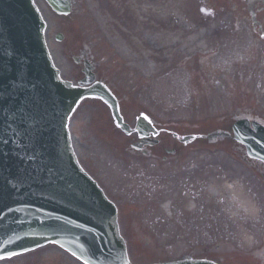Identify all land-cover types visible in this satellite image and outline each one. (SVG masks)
Segmentation results:
<instances>
[{"label":"water","instance_id":"95a60500","mask_svg":"<svg viewBox=\"0 0 264 264\" xmlns=\"http://www.w3.org/2000/svg\"><path fill=\"white\" fill-rule=\"evenodd\" d=\"M49 2L69 12L70 0ZM44 28L32 0H0V254L56 243L89 264H127L115 210L70 153L66 129L82 97L105 98L119 117L116 101L100 86L74 89L59 79ZM102 224L113 233L86 229Z\"/></svg>","mask_w":264,"mask_h":264},{"label":"rangeland","instance_id":"374dc122","mask_svg":"<svg viewBox=\"0 0 264 264\" xmlns=\"http://www.w3.org/2000/svg\"><path fill=\"white\" fill-rule=\"evenodd\" d=\"M36 1L47 21V39L53 55L57 57V65L62 70L64 77L69 79L73 71H75L73 64L69 60L70 56L72 59L80 53H88L94 61L100 76L105 81H108L107 78H109L112 82L109 84L115 85L120 96L124 94L122 97L126 99L127 103L129 98L126 95L128 94V96L132 97L129 104L134 106V108L131 110L130 118L133 117L137 110L146 109L155 113V116L159 119L171 116L169 118L176 121H188L174 122V129L178 131L204 135L217 130L223 125L214 119V117L221 115L222 112H228L234 108L247 107L249 104L256 103L257 101H260L261 106L264 108V98L262 97L264 90L255 91L259 89L258 84L262 83L264 86V67H260L259 70H253L250 73V82L248 81V75H242V78L239 76L235 90H224V95L220 99L211 94V87L203 88L201 85V87L195 85V80L190 79L192 72L185 68L192 56L201 53L199 49L197 54H193V49H196L201 39L191 48L183 49V47H179L180 50H178L174 57L173 53H169L167 60H164L160 65V70L152 75L136 67V63H133L131 59L122 57L120 55L122 54L121 49L116 41L110 46L112 48H108L102 32L105 27L109 29L112 23L117 24V19L112 17L113 14L111 13L110 15L109 12L122 6L124 4L122 0H75L76 6L73 16L67 19L56 16L43 0ZM150 1L151 3H155L156 6L187 5L184 12H179L177 17L181 14V18L187 20L186 22L190 24L188 26L189 29L191 28L196 32L184 35L181 39L188 42L198 35V22L206 19L212 25V31L215 32L213 37H215L204 41L210 48H216L217 50H222L220 46H217V39H225L224 41L227 40V43L230 44L233 34L225 30L226 26L216 30V32L215 29H217V24L220 22L216 24L214 18H219V21L231 18L232 22L234 17L233 11L229 9L230 6L237 5L239 15L243 14V12L245 15L250 12L244 9L242 2L237 0L232 1L233 3H227L228 0H224V2L215 0L216 2L206 3L207 5L202 4L200 0H127V4L131 2L132 6H153V4H150ZM110 2H115L117 6H110ZM190 2L191 4H189ZM188 6H191L192 11L188 10ZM205 6H210V10L206 9ZM210 12L211 14L207 15ZM191 15H193V19H196L193 23L190 21ZM158 22L155 19L151 23L152 26L146 32L153 33L154 26L155 24L158 25ZM59 33L64 35L62 43L55 41L57 40L55 36ZM141 40L143 52L151 53L149 47H145L143 36H141ZM249 47V52H251L252 45L250 46L249 44ZM138 56L137 54V62L142 63L138 60ZM258 59L259 57H253L248 66L243 65L241 68L246 70L253 69L256 67ZM118 87L121 91H119ZM162 87L167 89L165 93L160 91ZM252 87L253 90L251 89ZM176 98L178 101H176ZM96 104H87L85 107L90 105L88 108L79 109L72 118V128L75 132V146L79 151L81 148L85 149L86 153L84 150L83 152L87 157L95 156L96 152L103 148L111 149L109 148V142L101 134L102 130L100 126L104 128V114L98 109L102 105L96 106ZM193 146L200 145L194 144ZM212 147H220L228 150V152H232L230 142L218 143L212 145ZM200 155V152L193 155L195 158L194 163L197 168L199 166L200 168H204L203 176H205L206 181L204 183V197H202V201L199 202L198 200L197 205L200 212L204 211L206 219L209 216L212 218L210 225L216 226L209 232H206V241L214 243L221 236H224L222 238L228 236L231 239L233 234L236 241H239L241 237L246 238V240L264 237V186L255 177L249 175L242 165H230V160L227 159L228 157L222 151L212 154L206 150L204 165H200L202 162L199 158ZM117 168L116 166L114 170L115 178H118V181L126 186L133 184L129 180L130 175L128 178H125V171ZM220 176L221 178H219ZM210 182L216 183V186L220 190L219 196L213 197L208 192ZM228 186L231 187L229 188ZM225 187L228 188L230 193L226 191ZM233 187H235L236 195L232 191ZM243 187H245L248 194V202L254 210L245 201L246 197L242 192ZM161 195L165 201V205L170 206V211L159 208V214L164 218L168 219L173 215H178L179 217L197 215V213L187 210V204L190 199L185 196H171L167 189H163ZM196 234L191 233L188 235L183 232L180 233L177 249L170 251L169 257L179 258L186 250L184 240L188 236L195 241ZM39 254L40 252H36L19 256L12 259L10 264H34L33 260ZM58 261L60 264L62 263L59 258H57V263ZM41 263H43V260Z\"/></svg>","mask_w":264,"mask_h":264},{"label":"bare ground","instance_id":"6f19581e","mask_svg":"<svg viewBox=\"0 0 264 264\" xmlns=\"http://www.w3.org/2000/svg\"><path fill=\"white\" fill-rule=\"evenodd\" d=\"M249 1L251 4L257 2L264 4V0ZM123 2L122 6L116 9L111 8L112 10L109 12L110 15L113 14L112 17L117 19V24L112 23L109 29L105 27L102 34L108 48H112L110 46L116 41L121 49L122 54L120 55L126 59H131L133 63H136V67L147 74L157 73L162 62L167 60L169 53H173L174 57L180 50L179 47H183V49L191 48L200 39L205 38L203 34H198L188 42L181 39L184 35L196 32L191 28L189 29L190 24L186 22L187 20L181 18V14L177 17L179 12H184L187 5L156 6L155 3L150 1L153 6H132L131 2L127 4L129 2L127 0H122ZM110 6H117V4L110 2ZM187 8L192 11L191 6ZM155 19L159 21L158 25L155 24L153 33H147L146 30L152 26L151 23ZM190 21L191 23L196 21V19H193V15H191ZM141 36L144 37L145 47H149L151 53L143 52ZM137 54L139 55L138 60L142 63L137 62ZM166 90L164 87L160 89L164 93ZM176 101H178L177 98ZM209 191L213 195L219 194V189L215 185L210 186Z\"/></svg>","mask_w":264,"mask_h":264},{"label":"flooded vegetation","instance_id":"af4514ba","mask_svg":"<svg viewBox=\"0 0 264 264\" xmlns=\"http://www.w3.org/2000/svg\"><path fill=\"white\" fill-rule=\"evenodd\" d=\"M144 150H146V149H144ZM161 151H165V150L161 149ZM175 151H178V150H175ZM158 155H159V153L156 152L154 160H155V158ZM148 156H150L149 153H148ZM177 156H178V152L175 153V157H177ZM175 157L172 156V153H168V156H166V155L165 156H160V158H156V160H170V159H173ZM179 159H180V157L175 158V160H179ZM103 182H105V180H103ZM126 232L129 233V234H132V235H141V234H146V233H148L150 231L147 228H145V227H130V228L126 229ZM54 257L57 258V252H55ZM221 261H223L224 264H239V263L236 262V259L234 260L232 257L227 258V257L223 256L221 258ZM249 264H264V259L259 258V259L254 260V261H250Z\"/></svg>","mask_w":264,"mask_h":264},{"label":"snow or ice","instance_id":"6c2138e0","mask_svg":"<svg viewBox=\"0 0 264 264\" xmlns=\"http://www.w3.org/2000/svg\"><path fill=\"white\" fill-rule=\"evenodd\" d=\"M75 86V85H73ZM145 119H147V117L145 116L144 117ZM28 251H34L35 249H27ZM20 253H17V252H12L11 255H2L0 254V261H3V260H6V259H11L12 257L16 256V255H19ZM73 256H76V253L73 252L72 253ZM77 259H80V257H77ZM84 264H89V261L88 260H85L84 261Z\"/></svg>","mask_w":264,"mask_h":264}]
</instances>
